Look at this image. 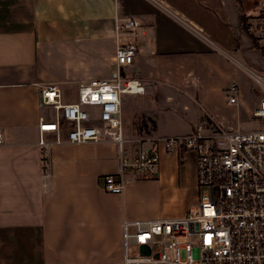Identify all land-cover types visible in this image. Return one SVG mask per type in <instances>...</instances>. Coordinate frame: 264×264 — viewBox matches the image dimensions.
Masks as SVG:
<instances>
[{
	"label": "crops",
	"instance_id": "crops-1",
	"mask_svg": "<svg viewBox=\"0 0 264 264\" xmlns=\"http://www.w3.org/2000/svg\"><path fill=\"white\" fill-rule=\"evenodd\" d=\"M257 2L0 0V264H118L122 219L182 217L196 206V155L167 151L164 137L187 134L205 117L255 126L260 93L245 69L264 73V57L243 19ZM127 18L138 25L117 29ZM132 40L135 61L123 73L144 84L153 126L143 147L159 165L155 177L130 178L111 194L103 177L118 169L117 144L68 143L64 134L57 142L47 132L40 145L39 121L52 115L40 92L54 83L64 101L76 100L78 83L115 76L116 46ZM126 109L124 133L132 128Z\"/></svg>",
	"mask_w": 264,
	"mask_h": 264
},
{
	"label": "built area",
	"instance_id": "built-area-1",
	"mask_svg": "<svg viewBox=\"0 0 264 264\" xmlns=\"http://www.w3.org/2000/svg\"><path fill=\"white\" fill-rule=\"evenodd\" d=\"M137 25L127 18L117 29L130 31ZM245 30L264 57V0H258ZM136 51L133 40L118 44L115 76L78 83L74 101H64L54 83L40 92L42 104L52 110L39 121L40 145L46 144L47 132L57 142L64 134L68 143L117 144L118 169L103 177V189L111 194H121L130 178H153L158 171V155L126 138L122 127V95L144 92L140 79L123 73ZM245 71L260 93L255 126L240 130L205 117L187 134L164 137L167 151L182 148L196 155L197 204L182 217L122 219L123 259L118 264H264V73ZM238 90L236 82L230 83L229 102H235ZM4 143L0 127V146ZM191 237H196L195 245Z\"/></svg>",
	"mask_w": 264,
	"mask_h": 264
},
{
	"label": "rangeland",
	"instance_id": "rangeland-1",
	"mask_svg": "<svg viewBox=\"0 0 264 264\" xmlns=\"http://www.w3.org/2000/svg\"><path fill=\"white\" fill-rule=\"evenodd\" d=\"M247 21V20H246ZM246 23V22H245ZM130 71H126L128 76ZM129 77V76H128ZM143 94H124L122 95V101L125 103L126 113L131 120L132 128H127L124 136L135 140V144L141 146L146 142L150 136L152 130V112L150 111V103L142 96ZM131 99V102H129ZM122 103V104H123ZM181 201L177 203V208L182 207V199L184 195H181ZM197 204V202H196ZM190 243L195 245L196 237L190 238Z\"/></svg>",
	"mask_w": 264,
	"mask_h": 264
},
{
	"label": "trees",
	"instance_id": "trees-1",
	"mask_svg": "<svg viewBox=\"0 0 264 264\" xmlns=\"http://www.w3.org/2000/svg\"><path fill=\"white\" fill-rule=\"evenodd\" d=\"M245 22H246V20H245V19H243V24H244V26H245V24H246Z\"/></svg>",
	"mask_w": 264,
	"mask_h": 264
}]
</instances>
